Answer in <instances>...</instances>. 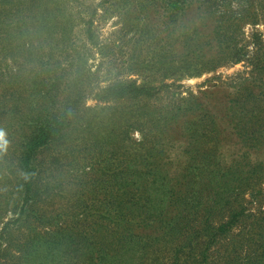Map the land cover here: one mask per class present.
Returning <instances> with one entry per match:
<instances>
[{"label":"rangeland","instance_id":"obj_1","mask_svg":"<svg viewBox=\"0 0 264 264\" xmlns=\"http://www.w3.org/2000/svg\"><path fill=\"white\" fill-rule=\"evenodd\" d=\"M143 1L47 0L35 9L28 8L30 2L14 5L17 13H23L34 26L33 48L38 57L29 62L22 58L23 65L14 63L12 58L3 60L7 50L0 46V90L6 79L1 71L6 67L7 70L16 68L24 74L27 100L35 108L42 100L40 83H43L46 62H60L56 75L64 67L69 71V79L75 75L81 79L78 84L84 85L85 105L81 114L85 125L78 127L77 123L67 134L66 144L41 152L43 168L39 178L49 185L46 200L38 202L43 216L32 218L21 229L16 225L11 246L6 253H0V264H176V253L169 250L170 246L186 245L184 240L192 234L190 228L179 232L176 226H184L185 219L199 211L196 230L205 219V207L213 199L206 189L205 194L195 200L199 202L196 207L184 203L177 207L174 199L170 204L163 190V182L169 181L166 185H170V180L174 182L184 174L183 170L195 160L192 152L187 151L197 137L187 129V119L192 118L190 110L185 109L187 105L191 103L195 107L194 114L209 113L216 117L221 130L217 153L224 165L234 164L244 154L235 133L234 110L240 97L245 99L251 92H259L253 82H243L253 73L247 59L200 75L155 81L159 89L146 101L127 97L102 100L95 95L96 90L90 91L115 79H136L139 83L151 80V71H134L130 66L137 34L134 28L140 24L136 13ZM43 18L49 19L48 25L41 27L39 19ZM89 19L93 21L97 44L90 43L83 30ZM154 22H158V18ZM255 30L264 31V24L245 26L247 37ZM68 31L70 33L63 35ZM16 43L14 41L10 47ZM40 56L42 61L38 59ZM80 69L82 75H79ZM144 102L163 117L170 110L177 113L176 121L171 119L170 128L157 131L158 137L152 135L155 128L151 127H146L150 129L146 137L137 128L130 129V133L123 131L131 115L128 110L132 109L134 114V109ZM260 146L246 154L248 157L239 165L240 171L264 162V144ZM198 147L204 149L201 144ZM59 154L60 161L56 162L54 157ZM155 159L163 162L164 173L145 166ZM200 181L203 184V180ZM259 191L246 194L245 219L235 223L229 235L211 245L208 255L211 264H220L219 251L223 244L241 242L246 231L243 228L264 210V183ZM178 215H181L179 219L175 218ZM11 216L9 213L4 220ZM124 222L128 225L122 224ZM2 226L3 223L0 229ZM198 231L201 236L194 242H199L200 249L207 237L203 231ZM254 233L256 240L259 232ZM159 236L160 242L157 241ZM168 242L171 243L168 248L163 247ZM184 258L182 254L181 259ZM179 264L182 263L179 261Z\"/></svg>","mask_w":264,"mask_h":264},{"label":"trees","instance_id":"obj_2","mask_svg":"<svg viewBox=\"0 0 264 264\" xmlns=\"http://www.w3.org/2000/svg\"><path fill=\"white\" fill-rule=\"evenodd\" d=\"M25 2H30L28 8L35 9L47 0H0V46L7 50L2 59L12 58L14 63L22 65V58L29 62L38 57L33 48L34 26L23 13H17L18 8H14L15 4ZM137 9L140 24L134 28L137 34L130 66L134 71H151V80L140 83L136 79L112 80L103 87L90 89L97 91L95 95L98 98L127 97L146 101L150 95H155L159 89L157 83L165 77L200 75L246 59L253 67L252 76L243 82H253L259 92L255 93L253 89L250 97H240L238 101H241L234 110L235 133L244 154L239 156L236 164L224 165L217 153L220 148V124L209 113L194 114L195 107L189 103L185 109L190 110L192 118L187 119V129L197 137L187 151L192 152L195 160H191L187 169L183 170L184 174L174 182L170 180V185H166L169 181L163 182V190L168 194L170 204L174 199L177 207L182 203L196 207L199 202L195 200H199L206 189L207 192L210 190L208 196L213 199L205 207V219L195 230L200 212L191 213V218L185 219L184 226H176L179 232H187L189 228L192 230V234L184 240L186 245L180 243L175 248L170 246L169 250L176 253V264L179 261L182 264H211L208 259L211 245L218 238L221 240L229 235L233 225L246 216L243 205L246 194L259 193L263 189V160L243 171H240L239 165L246 160L247 153L264 144V31H252L249 37L245 31L247 24H264V0H145ZM155 18H158V22H154ZM48 20L39 19L40 26H47ZM92 22V19L87 20L83 30L87 40L97 44ZM68 33L70 31L63 32V35ZM14 41H17L16 46L10 47ZM38 59L42 61L41 56ZM52 61L45 64V76L43 83H40L42 100L35 108L27 100L24 74L16 68L7 70L6 67L5 71H1L6 79L2 81L0 90V224L3 223L0 229V253H6L11 246L16 225L21 229L32 218L40 219L43 216L38 202L46 200L49 185L39 178L43 168L41 152L51 146L66 144L71 129L77 123L78 127L85 125L81 114L85 105V88L78 84L81 79L75 75L69 79V71L64 67L56 75L61 64ZM81 70L79 75H82ZM147 104L144 102L141 107L137 105L134 114L132 109L128 110L131 115L123 131L130 133V129L137 128L143 132V136H147L146 132L150 129L146 127H151L155 128L153 132L156 133L154 135L152 132V135L158 137L157 131L170 128L171 119L176 121L175 110L168 111L163 117L149 109ZM139 143L144 144L143 141ZM198 144L203 145L204 149L201 150ZM60 156L54 157L56 162L60 161ZM145 166L159 174L164 173L160 160L147 162ZM218 209L220 213H217ZM9 213L12 216L5 221ZM180 216L175 218L179 219ZM122 224L127 226L128 222ZM170 224H173L171 219ZM198 229L207 237V242H203L200 249L199 242H194L201 236ZM243 229L246 231L241 242L223 244V249L219 251L220 264H264V210ZM254 231L259 232L256 240ZM160 240L159 236L157 241ZM169 243L163 247L168 248ZM182 254H185L184 259H181Z\"/></svg>","mask_w":264,"mask_h":264}]
</instances>
